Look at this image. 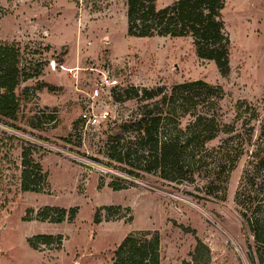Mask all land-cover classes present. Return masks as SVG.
Instances as JSON below:
<instances>
[{
	"label": "rangeland",
	"instance_id": "rangeland-1",
	"mask_svg": "<svg viewBox=\"0 0 264 264\" xmlns=\"http://www.w3.org/2000/svg\"><path fill=\"white\" fill-rule=\"evenodd\" d=\"M125 4L0 0V43L17 44L20 66L36 73L15 90L17 119L0 118V264H112L129 235L156 237L159 264H264V151L253 155L264 144V0H225V75L189 36H129ZM194 80L224 92L202 160L186 161L181 175L165 168L174 180L144 159L119 160L140 104L118 95ZM238 101L248 105L242 115ZM87 110L106 117L89 126ZM23 151L45 175L38 192L21 189ZM48 207L77 211L56 223L41 219ZM39 234L60 245L31 247Z\"/></svg>",
	"mask_w": 264,
	"mask_h": 264
},
{
	"label": "trees",
	"instance_id": "trees-1",
	"mask_svg": "<svg viewBox=\"0 0 264 264\" xmlns=\"http://www.w3.org/2000/svg\"><path fill=\"white\" fill-rule=\"evenodd\" d=\"M125 5L126 32L129 36H189L197 57L213 61L221 75L227 73L230 39L222 16L225 0H175L162 8L156 7V0H126ZM21 56L17 44L0 43V118L3 123L17 119L19 100L16 88L22 81L36 76L31 67L20 66ZM223 95L221 85L203 80L185 81L170 88L160 85L151 88L130 86L124 89L116 97L117 100L135 99L140 106L130 119L134 135L128 145L119 148L118 159L124 156H131L136 161L144 159L154 165L155 169H161V177L174 180L164 174L165 168L181 175L186 161H201L203 151H209L204 147L218 133L214 132V118ZM198 104L201 106L197 111ZM235 105L239 115L248 108L244 101H238ZM176 113L180 119L190 117L183 127ZM217 123L220 125V122ZM112 149L116 148L113 146ZM263 151L264 144L261 143L253 155L257 157ZM21 157V189L40 191L39 184L45 177L40 164L33 161L26 151L22 152ZM258 163L263 165L264 157ZM120 187L116 185L114 189ZM241 194L237 190L238 203ZM46 209L50 214H42L41 219L47 218L56 223L62 222L65 217L72 219L77 211L76 207L69 210L58 207ZM255 237L259 242V236ZM60 241L59 235L47 234L28 239L31 247L54 243L59 246ZM158 247L156 237L140 239L129 235L118 246L112 264H159Z\"/></svg>",
	"mask_w": 264,
	"mask_h": 264
},
{
	"label": "built area",
	"instance_id": "built-area-1",
	"mask_svg": "<svg viewBox=\"0 0 264 264\" xmlns=\"http://www.w3.org/2000/svg\"><path fill=\"white\" fill-rule=\"evenodd\" d=\"M53 69H55V66H52ZM95 95H98V91H95ZM106 114H97L93 111H86L82 114V119L85 121V123L89 126H96L101 123V119L105 118Z\"/></svg>",
	"mask_w": 264,
	"mask_h": 264
}]
</instances>
